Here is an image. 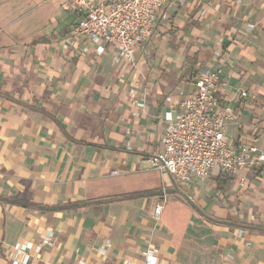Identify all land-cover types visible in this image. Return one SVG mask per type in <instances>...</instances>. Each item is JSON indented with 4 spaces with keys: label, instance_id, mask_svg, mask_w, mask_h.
<instances>
[{
    "label": "crops",
    "instance_id": "1",
    "mask_svg": "<svg viewBox=\"0 0 264 264\" xmlns=\"http://www.w3.org/2000/svg\"><path fill=\"white\" fill-rule=\"evenodd\" d=\"M171 14L138 52L129 98L132 71L51 45L77 23L72 5L0 0V241L48 238L27 263L143 264L152 244L170 264H264V163L182 184L150 160L205 70L221 71L229 140L264 147V0H186Z\"/></svg>",
    "mask_w": 264,
    "mask_h": 264
},
{
    "label": "built area",
    "instance_id": "2",
    "mask_svg": "<svg viewBox=\"0 0 264 264\" xmlns=\"http://www.w3.org/2000/svg\"><path fill=\"white\" fill-rule=\"evenodd\" d=\"M36 1H52L59 6L72 5L79 12V19L70 33L57 38L51 45L61 52L88 61L109 56L112 71L121 66L122 75L132 71L134 81L129 82L126 90L129 98H136L139 94L136 81L140 63L138 52L151 40L157 28L170 21L171 11L186 3V0ZM220 72H202L195 82L193 92L183 100L177 117L165 119L161 148L150 157L153 168L169 172L182 184L192 178L206 179L212 176L215 168H221L227 176L236 177L264 163V147L255 144L235 147L226 135V120L232 119L233 115L229 109L223 110L220 107L216 95ZM239 92L243 97L250 94L243 89ZM145 105L144 100L137 103V110L143 113ZM134 131L131 130V134ZM113 173L117 174L118 170ZM240 185H247L245 176H241ZM166 202L164 197L155 207V215L161 214ZM47 244L48 238H43L38 244L34 241H18L12 246L0 241V246L5 248V260L10 264H29L28 258L41 253ZM142 255L143 264H170L169 261L159 259V251L152 244ZM54 263V257L47 261V264ZM85 263V260H79V264Z\"/></svg>",
    "mask_w": 264,
    "mask_h": 264
},
{
    "label": "trees",
    "instance_id": "3",
    "mask_svg": "<svg viewBox=\"0 0 264 264\" xmlns=\"http://www.w3.org/2000/svg\"><path fill=\"white\" fill-rule=\"evenodd\" d=\"M17 202H18V201H17ZM18 203H21V204H22L23 202H18ZM23 205L26 206V207H30V206H32V205H29V204H26V203H23Z\"/></svg>",
    "mask_w": 264,
    "mask_h": 264
},
{
    "label": "rangeland",
    "instance_id": "4",
    "mask_svg": "<svg viewBox=\"0 0 264 264\" xmlns=\"http://www.w3.org/2000/svg\"><path fill=\"white\" fill-rule=\"evenodd\" d=\"M72 16V15H71Z\"/></svg>",
    "mask_w": 264,
    "mask_h": 264
}]
</instances>
